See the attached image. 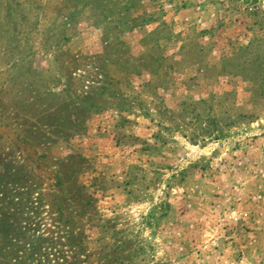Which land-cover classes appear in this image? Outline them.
I'll return each instance as SVG.
<instances>
[{"label": "rangeland", "instance_id": "obj_1", "mask_svg": "<svg viewBox=\"0 0 264 264\" xmlns=\"http://www.w3.org/2000/svg\"><path fill=\"white\" fill-rule=\"evenodd\" d=\"M0 264H264V0H0Z\"/></svg>", "mask_w": 264, "mask_h": 264}, {"label": "trees", "instance_id": "obj_2", "mask_svg": "<svg viewBox=\"0 0 264 264\" xmlns=\"http://www.w3.org/2000/svg\"><path fill=\"white\" fill-rule=\"evenodd\" d=\"M68 180V178H65L63 181H67Z\"/></svg>", "mask_w": 264, "mask_h": 264}]
</instances>
